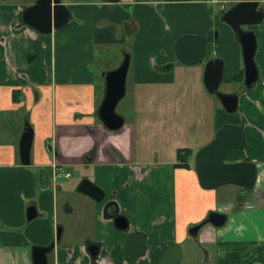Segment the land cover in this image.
Segmentation results:
<instances>
[{
    "label": "crops",
    "instance_id": "1",
    "mask_svg": "<svg viewBox=\"0 0 264 264\" xmlns=\"http://www.w3.org/2000/svg\"><path fill=\"white\" fill-rule=\"evenodd\" d=\"M60 3L68 22L42 34L22 21L33 4L0 0V123L10 130L0 141V264H32V247L52 243L48 264H154L210 212L224 214V225L189 237L213 249L212 264H264V19L252 28L258 77L246 89L242 48L221 21L218 0ZM211 32L201 62L177 60L178 38ZM118 46L129 65L115 109L123 124L113 131L98 108L104 75L122 62L111 66L105 53ZM214 59L222 61L218 88L233 87L222 94L238 96L233 113L204 86L205 65ZM26 123L32 143L22 165ZM224 125L241 126L244 145L223 162L256 167L253 187L230 184L228 200L222 186L201 187L195 171L196 153ZM178 149L191 150L189 168L177 165ZM82 180L103 192L101 201L78 192ZM30 206L36 215L28 220ZM114 214L126 220L125 229ZM135 234L145 247L134 257L124 246Z\"/></svg>",
    "mask_w": 264,
    "mask_h": 264
},
{
    "label": "water",
    "instance_id": "2",
    "mask_svg": "<svg viewBox=\"0 0 264 264\" xmlns=\"http://www.w3.org/2000/svg\"><path fill=\"white\" fill-rule=\"evenodd\" d=\"M106 3H116L118 0H101ZM262 0H238V2L225 11L221 21L233 31L235 38L242 48L244 64L243 85L250 89L256 82L258 72L254 62L256 53V38L252 30H244V26H256L264 19V11L259 5ZM69 19L67 8L60 0H36V2L23 10L22 21L42 34H49L52 30L63 27ZM215 38L213 32L206 37L182 36L174 44V54L177 60L184 65L199 63L204 58L205 47ZM129 65V56L125 55L121 64L113 71L107 72L105 78V95L98 108V117L109 130H118L123 124V118L115 111L118 102L125 94V79ZM222 77V61L210 60L205 65L204 86L214 94L227 113L237 109V95H227L218 92ZM32 143V129L25 125L20 143L19 154L22 165L29 164L30 148ZM244 145V135L241 126L224 125L220 128L214 139L201 148L195 155V171L201 187L213 189L225 184H234L246 190L253 187L256 181L255 164L248 161L226 164L223 162L227 152L239 149ZM78 192L90 197L94 201H101L103 192L88 180H82L77 188ZM27 219L35 217L36 212L30 206L26 212ZM117 228L125 229L127 222L122 216L111 215ZM226 216L221 213L210 212L200 222L188 228V235L196 239L200 230L210 225L221 227ZM58 239V237H57ZM54 243L47 247H32V264H48V254L53 250ZM144 236L135 234L130 236L124 246L125 252L131 256H139L144 252ZM92 255L94 253L91 252ZM181 259V249L177 244L166 246L159 259L154 264H178Z\"/></svg>",
    "mask_w": 264,
    "mask_h": 264
},
{
    "label": "rangeland",
    "instance_id": "3",
    "mask_svg": "<svg viewBox=\"0 0 264 264\" xmlns=\"http://www.w3.org/2000/svg\"><path fill=\"white\" fill-rule=\"evenodd\" d=\"M36 0H9V2H13L15 4H21V5H32ZM219 4V3H218ZM235 3L230 0L229 2L220 3V5L224 6V9L228 8V6H232ZM218 7V5H214ZM262 24V23H261ZM260 25V24H259ZM256 26H252L249 29L252 30ZM255 29V28H254ZM119 46L118 47H113L111 50H108L105 53V56L107 57V61L111 63V66H115L118 64V62H121L125 55L127 54H122L119 51ZM129 47L127 46L126 50L129 51ZM233 91V87H224L220 86L218 88V92L220 93H229ZM120 109V105L118 106V110ZM7 120V119H6ZM25 125H28L27 123ZM4 120L0 123V129H3L2 133L0 132V141L1 140H6L8 139V135L10 133V130L4 129ZM222 189V192H225L223 194L224 198L227 200L229 199V190L233 189L234 190V185L230 184H225L220 187ZM222 196V197H223ZM206 217V216H205ZM180 249H181V259L178 262V264H212V260L214 257V252L213 249L204 246V248H200L195 242L188 236L186 240L182 243L179 244ZM214 264V263H213Z\"/></svg>",
    "mask_w": 264,
    "mask_h": 264
},
{
    "label": "trees",
    "instance_id": "4",
    "mask_svg": "<svg viewBox=\"0 0 264 264\" xmlns=\"http://www.w3.org/2000/svg\"><path fill=\"white\" fill-rule=\"evenodd\" d=\"M222 14H221V16H222ZM17 98L18 97L16 94V96L13 97V100L16 101ZM191 156H192V152L190 149H178L176 152L177 165H180V166L185 167V168H189L188 159ZM93 258H95V256H93Z\"/></svg>",
    "mask_w": 264,
    "mask_h": 264
},
{
    "label": "built area",
    "instance_id": "5",
    "mask_svg": "<svg viewBox=\"0 0 264 264\" xmlns=\"http://www.w3.org/2000/svg\"><path fill=\"white\" fill-rule=\"evenodd\" d=\"M230 0H218V2H221V3H227V2H229ZM237 0H232V2H236ZM221 9H223V6H221ZM56 176H58V175H56ZM64 177L65 178H68L69 177V173H64Z\"/></svg>",
    "mask_w": 264,
    "mask_h": 264
},
{
    "label": "flooded vegetation",
    "instance_id": "6",
    "mask_svg": "<svg viewBox=\"0 0 264 264\" xmlns=\"http://www.w3.org/2000/svg\"><path fill=\"white\" fill-rule=\"evenodd\" d=\"M35 2H36V1H35ZM259 5L262 7V9H263V11H264V1H263V0L260 2ZM229 8H230V7H229ZM229 8H227V10H228ZM249 28H250V26H244V27H243L244 30H247V29H249Z\"/></svg>",
    "mask_w": 264,
    "mask_h": 264
}]
</instances>
